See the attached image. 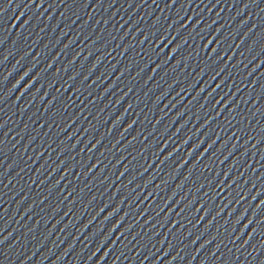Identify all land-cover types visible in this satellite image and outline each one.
I'll return each instance as SVG.
<instances>
[{
  "label": "water",
  "instance_id": "1",
  "mask_svg": "<svg viewBox=\"0 0 264 264\" xmlns=\"http://www.w3.org/2000/svg\"><path fill=\"white\" fill-rule=\"evenodd\" d=\"M0 84L264 264V0H0Z\"/></svg>",
  "mask_w": 264,
  "mask_h": 264
}]
</instances>
